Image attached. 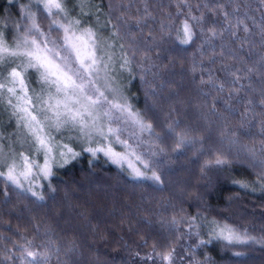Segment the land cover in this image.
Here are the masks:
<instances>
[{
	"label": "trees",
	"instance_id": "obj_1",
	"mask_svg": "<svg viewBox=\"0 0 264 264\" xmlns=\"http://www.w3.org/2000/svg\"><path fill=\"white\" fill-rule=\"evenodd\" d=\"M19 1L0 0L6 41L2 15L18 16ZM65 4L69 20L100 26L97 35L108 39L105 51L114 56L121 87L115 84L153 132L142 131L134 116L120 114V126L111 120L141 157L132 168L103 152L93 157L85 149L107 147L104 140L80 142L68 130L75 135L67 145L79 155L64 164L53 151L47 179L34 170L37 184L18 188L0 177V264H264V0ZM189 12L204 19L190 21L193 38L183 44ZM57 45L72 62L67 48ZM15 59L0 64V76ZM0 112L9 118L0 123L6 132L0 138H8L18 120L7 103ZM170 125L191 142L175 150L178 137ZM217 154L228 163L205 167ZM135 170L146 176L157 171L162 182L135 178ZM213 222L235 228L245 242L217 238ZM25 248L47 259L33 260ZM168 252L171 262L161 259Z\"/></svg>",
	"mask_w": 264,
	"mask_h": 264
},
{
	"label": "snow or ice",
	"instance_id": "obj_2",
	"mask_svg": "<svg viewBox=\"0 0 264 264\" xmlns=\"http://www.w3.org/2000/svg\"><path fill=\"white\" fill-rule=\"evenodd\" d=\"M42 2L44 9L49 15L55 16L64 14L65 18L67 17L65 0H42ZM181 3L187 6L186 0H181ZM22 11H24L30 23L25 25L24 34L16 41L14 48H9L3 33L0 32V64L5 63L8 57H24L26 63L17 65V67L11 69L7 77H5L7 83H0V92L7 91L11 96L16 97L17 101L23 100L25 104L31 105L33 109L39 108L40 114L43 116L42 120L38 119L37 115L33 114L28 107H21L19 103L14 104L11 98L8 99V105L14 109L13 115H18L21 112L24 113L23 116L18 115V120H27L24 126L29 127L33 137L35 153L43 154L44 162L42 165L38 164L34 157L25 156L21 153L19 154L20 163L17 164V162L13 160L12 163L7 165L6 172L0 171V177H4L16 187L22 188L23 186L20 178L23 177L27 180L33 175V169L45 179L52 175V165L55 161L53 148L57 149L58 155L63 160L64 164H67L70 159H75L79 155V153L73 151L67 144L61 145L57 143L55 138L47 131L49 128H55L59 131L61 128L67 126L70 131L75 130L90 141L94 136H98L104 141H108L110 137H115L117 143H121L126 149H131L132 153L135 154V150L132 149V146L120 139L119 133L121 130L111 127L112 121L110 113L113 110L118 112L128 111L130 116L136 117L137 122L141 125L142 131L146 130L152 133V125L145 123L138 113H132L130 111L131 106L128 105L126 101L123 103L117 101V90L111 86L107 77H105L103 83L100 82L99 72L102 70L106 72L108 64L104 62V57L102 55H97L98 46L96 44L95 33H93L91 29H85L82 35L77 37L75 32L72 31L71 25L66 26L65 24H58L55 19L52 21V25L63 28L66 34L64 37L66 42L69 41L70 38L81 41L84 54L82 55L81 49H76V61L79 64L77 67L69 61L67 56L61 55L60 51L57 50L60 46L56 45L54 41H42L39 39V37L44 36V33L40 31L35 13L28 10L27 6ZM224 15L227 17V13H224ZM203 19V15L195 16L189 12L187 18L183 21L181 29L183 37L180 40L181 43L188 44L192 41L194 25L190 23V21L200 23ZM73 23L79 25L80 21L75 20ZM244 31L248 32L246 26L244 27ZM212 34L214 36L216 35L215 30H212ZM233 35H235V33H233ZM49 43L53 44L52 48L48 47ZM65 46H67V44ZM121 47H123V45H121ZM41 52H43V55L40 54ZM57 58L62 60L63 63H57ZM108 60H111V56L108 57ZM127 63L128 61L125 60V64ZM17 68H21V71H18ZM28 68L40 72L41 81L45 84H49L50 88L55 89V93H50L47 100L43 99L41 96H37L36 101L33 102V99L28 96L27 88L24 84V77L22 75V72L27 71ZM247 71L251 72L252 69H248ZM233 75L236 81H239L241 78L236 76L235 72ZM50 77H55V79L50 80ZM9 83L14 86L9 87ZM17 83L19 84L23 96L17 95V88L15 87ZM220 91H223V85L220 86ZM233 91L238 93L240 89H233ZM249 103H251V101H249ZM261 104H264V100L261 101ZM41 105H43V107H40ZM48 113H51V115L49 116ZM28 118H30V120H28ZM105 118H109L108 123H105ZM33 124L36 125V127H32ZM168 131L170 134L174 133L178 137L175 150H179L191 142L186 134L176 133L175 128L171 125ZM99 142L100 141H97V143ZM85 150L91 152L93 157L96 156L97 152H103L106 156L116 157L117 159H114V162L117 163L120 159H123V154L114 153L110 146L88 148ZM160 151H163V149H160ZM152 155L155 156L156 153L153 152ZM136 159L140 160L141 157L137 156ZM141 162L143 163V161ZM226 163H228V161L223 157V154H217L214 160L206 162L205 167L212 164L224 165ZM259 164L264 167V161H260ZM144 167L148 169L150 165L144 163ZM18 168L20 171H17ZM134 176L135 178L151 180L154 183L162 182L161 175H159L157 171H152L151 176H146L144 172L135 170ZM260 179L264 180V176ZM241 186L247 187V184H242ZM27 191L31 192L37 199H43V196L38 195L31 187H29ZM213 223L215 225L213 232H215L216 228H219V232L216 233L217 238L225 239L229 243L245 242L240 238L238 231L230 225L225 224L221 226L215 222ZM28 243L31 244V242ZM201 243H204V241ZM24 251L26 255L32 257L33 260H36L38 256H41L43 260L47 259L45 255L29 251L27 248H25ZM161 259L171 262L172 252L161 255Z\"/></svg>",
	"mask_w": 264,
	"mask_h": 264
},
{
	"label": "rangeland",
	"instance_id": "obj_3",
	"mask_svg": "<svg viewBox=\"0 0 264 264\" xmlns=\"http://www.w3.org/2000/svg\"><path fill=\"white\" fill-rule=\"evenodd\" d=\"M20 3L17 4V12H18V16H15V18H13V16H8L5 17L8 14V10H6L5 14H3V18L2 20H4V22H6V27L8 29V38L9 41H7V44L9 46V48H14L16 41L21 38L24 34V30H25V25L29 24L30 21L27 20L25 14H24V10L25 7H28V10H30L32 13H35L36 16V21L40 26V31L44 33V36L41 38H44L47 41H54L55 44L57 45L59 42H61V44H63L64 46L67 44V46H65V48H67V52L71 54V61L73 62V64H76V66L78 67L79 64L76 61V49H81V53L82 55L84 54V49L82 47L81 41L74 39V38H70L69 41H65L64 37H65V32L63 30V28H60L56 25H52V21L55 19L57 20L58 24H65L66 26L71 25L72 31L75 32L76 36L79 37L82 35L83 31L85 29H91L93 33H95V37H96V44L98 46V50H97V55L100 56L102 55L104 57V62L108 64V68L107 71L105 72L104 70L99 72V78H100V82L103 83L105 77H107L110 81V84L113 88H115L117 90V96L116 99L118 102L123 103L124 101L127 102L128 105L131 106V104L129 103V101L127 100L126 97V93L122 92L120 90H118V86L121 87V81H120V77L117 74V72L115 71V67H114V63H113V59L114 56L111 54H107L105 51V39L104 36L102 35H97L100 32L95 29L100 28V26L98 27V25H94V29L92 28V26H81V25H75L72 21V19H68V15L65 18L64 14H59V15H49L47 13V11L44 9L43 7V2L42 0H22L19 1ZM67 2V0H65V3ZM66 5V4H65ZM43 14V22H41L40 19H42L41 15ZM17 17V18H16ZM16 19V20H15ZM88 25V24H87ZM103 27V26H102ZM54 30H58L59 31V36L56 35V33L54 32ZM5 32V30H3ZM2 31V32H3ZM98 31V32H97ZM103 31V30H100ZM1 32V30H0ZM101 36V37H100ZM108 40V39H107ZM108 42H111L110 40ZM49 48L53 47L52 43L48 44ZM60 48V47H58ZM58 50V49H57ZM41 55H43V52L40 53ZM111 56V60H108V57ZM9 60L14 59L12 57H8ZM15 62H13V64L11 63V66L7 69L4 70V72L2 73V75L0 76L1 80L0 83H5V77H7L8 73L11 71L12 68L17 67V65H22L24 63H26V59L24 57H16V59L14 60ZM57 62V61H56ZM58 63V62H57ZM18 71H21V68H17ZM43 71V70H41ZM22 75L24 77V84L27 88V93L28 96L31 97L33 99V102L36 101V97L37 96H41L43 97V99L47 100L48 96L50 93L54 94L55 93V89L54 88H50L49 84H45L41 81V77H40V72H38L35 69L32 68H28L27 71L22 72ZM51 79H55V77H50ZM120 84L118 86H116V84ZM9 87H13L14 85L12 84H8ZM15 87L17 88V95L19 96H23V93L20 91L19 88V84L17 83L15 85ZM0 96L3 99H0V108H2L6 103L8 104V99L11 98L13 100V103H19L21 107H28L30 111L33 112V114L37 115L38 119H43V116L40 114V110L39 108L33 109L31 105H27L23 102V100L21 101H17L16 97L11 96L10 93H8L7 91H2L0 92ZM111 98V97H110ZM40 107H43V105H41ZM10 108V114L12 116L13 119L18 120V115L19 116H23L24 113H19L18 115H13L14 109L9 106ZM130 111L133 112V107L131 106ZM120 114H122V116H127L130 117L131 120L133 118V116H130L128 111L125 112H118L113 110L110 113V118L112 121H114L113 124H121L120 123ZM48 115L50 116L51 113H48ZM118 118V119H117ZM4 119H9L5 114L0 112V123L4 121ZM28 120H30V118H28ZM13 127L10 129L11 133L10 137H6L4 135V137L0 138V167L3 169V171H7V165L12 163L13 160H15L17 162V164L20 163V156L19 154L23 153L25 156H32L35 158L36 162L38 160V158L42 157V161L38 164H43L44 162V156L43 154H36L35 153V149H34V142H33V137L32 134L30 132L29 127H25L24 124L27 123V120L24 121H20L18 120V122L13 121ZM108 119L105 118V123H108ZM123 122V121H122ZM112 125V124H111ZM114 126V125H113ZM120 126V125H119ZM32 127H36V125H32ZM115 127V126H114ZM117 127V126H116ZM2 129L0 128V133L5 134L6 132L1 131ZM67 130V133H65V131ZM68 127H64L61 128L59 131H57L55 128H49L47 129L48 132H50L51 136H53L56 140L57 143L63 145V144H68L69 140L75 135L74 133H70L68 132ZM72 132L78 133L75 130H71ZM79 134V138H75L76 140H81L80 142L84 141L86 143H94L95 140H101L98 136H94V138L90 141L88 140L86 137H83L80 133ZM31 139L32 143L28 142V139ZM105 145L110 146L111 148L114 147L113 145H115L116 149L112 148L113 152L118 153V154H122L124 153L125 155H123V159H120L118 163H121L123 165H126L128 167H133L132 164H135L137 162L136 157L133 155L132 150L131 149H126L124 145H122L121 143H117L115 141V137H110L108 141H103ZM112 145V146H111ZM56 148H53V151H55ZM126 156H128L129 158H127ZM111 157L113 160L117 159L116 157ZM132 160V161H130ZM126 162V163H125ZM35 169H33L34 172ZM17 171H20V169L18 168ZM21 182H24L26 185H35L37 184L38 180L35 179L33 177V175L31 177H29L27 180H25L23 177L20 178Z\"/></svg>",
	"mask_w": 264,
	"mask_h": 264
}]
</instances>
